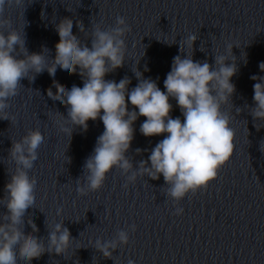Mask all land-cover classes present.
Segmentation results:
<instances>
[{
  "label": "water",
  "instance_id": "95a60500",
  "mask_svg": "<svg viewBox=\"0 0 264 264\" xmlns=\"http://www.w3.org/2000/svg\"><path fill=\"white\" fill-rule=\"evenodd\" d=\"M117 16L125 19L130 31L124 38L122 66L105 79L119 82L128 77L129 89L138 82L137 70L163 91L173 57L185 55L179 51V41L190 33L197 36L194 62L206 60L212 65L226 41L234 44L235 91L222 105L234 130L233 153L205 186L179 201L167 196L162 176L138 177L125 187L126 177L119 169L106 175L101 189L81 195L77 186L84 183L83 165L103 124L99 118L89 120L86 131L76 127L70 137L61 131L62 126L71 127L66 107L53 104L47 96L48 90L58 96L57 84L65 90L82 87L81 77L58 71L54 84L45 71L33 80L21 79L17 94L7 100L8 119H0V199L16 167L9 157L12 142L29 130H39L45 146L28 172L39 186L38 207L25 219V234L42 239L46 246L49 225L63 222L76 240L64 255L45 252L30 264H128L129 260L133 264H264V152L259 147L264 142V122L254 121L249 113L254 83L250 76L264 75L258 68L264 62V0H5L0 31L15 30L24 38L28 53L46 48V57L53 59L59 39L55 24L60 20H71L75 37L90 47L92 26L111 28ZM80 26L85 30L80 32ZM186 51L191 54V49ZM169 102L170 116L183 120L175 100ZM129 110L134 109L129 106ZM144 119L138 117L133 123V140L125 154L134 168L147 161L152 147L163 139V135L140 134ZM176 208L183 209L182 214L175 215ZM5 212L0 204V216ZM30 225H35V233ZM131 226L135 231L129 230ZM119 230L128 231V243L118 246L112 258L102 257L94 241L111 240Z\"/></svg>",
  "mask_w": 264,
  "mask_h": 264
},
{
  "label": "clouds",
  "instance_id": "9594fccd",
  "mask_svg": "<svg viewBox=\"0 0 264 264\" xmlns=\"http://www.w3.org/2000/svg\"><path fill=\"white\" fill-rule=\"evenodd\" d=\"M4 3L5 0H0V10ZM83 30L80 26L79 31ZM55 31L59 39L54 45L53 59L46 57V48L40 53H28L24 38L15 30L0 31V119H8L7 100L17 94L21 79L31 76L33 80L45 71L52 79L58 71L66 76L78 74L82 87L73 85L65 90L57 84L58 96L51 90L47 91V96L53 104L66 107V119L71 127L62 126L61 131L70 137L76 127L86 131L89 120L99 118L103 124L104 130L83 165L86 175L83 185L77 186L79 194L101 189L106 175L114 169H119L126 177L125 187L138 177L156 180L162 176L167 185V196L173 201H179L188 192L195 193L216 176L217 169L232 155L234 147L230 116L222 111V105L235 91L231 78L238 69L232 55L233 43L225 42L223 53L214 55L212 65L206 60L194 62L193 43L197 36L190 33L179 41V51L185 55L173 57L163 81V91L154 80L142 78V73L137 70L134 75L138 82L129 89L128 77L119 82L105 79L124 62V38L130 28L123 17L117 16L114 26L108 29L93 25L90 47L75 37L71 20H60L55 24ZM163 41L169 45L175 43ZM187 49H191L190 55ZM245 56L242 53V58ZM258 68L264 72V62H260ZM250 79L254 83L249 113L254 121L264 122V75H252ZM170 99L175 100L183 120L170 116L173 107ZM129 106L134 110H129ZM138 117L145 118L139 127L140 134L145 137L163 135V139L152 147L147 161H139L134 168L125 154L133 140L132 125ZM255 127L261 128L258 124ZM44 146L41 132L29 130L19 141L12 142L9 150V157L16 167L4 185L5 196L0 199L6 209L0 216V264H30L45 252L64 255L76 241L63 222L49 225L46 246L42 239L29 238L25 234V219L38 207L39 190L28 172ZM259 147L264 152V142ZM140 151L136 149L137 153ZM182 211L176 208L175 215ZM56 214L59 216L60 210ZM29 227L32 232L37 231L35 225ZM129 230L135 231V227L131 226ZM128 239V231L119 230L111 240L102 242L97 238L94 249L102 257L112 258L113 251L127 244ZM128 264L133 261L129 260Z\"/></svg>",
  "mask_w": 264,
  "mask_h": 264
}]
</instances>
